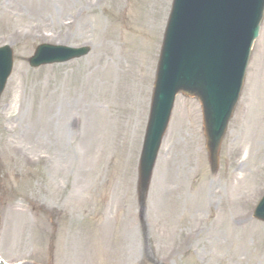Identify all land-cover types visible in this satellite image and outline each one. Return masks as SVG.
Listing matches in <instances>:
<instances>
[{
  "label": "rangeland",
  "instance_id": "1",
  "mask_svg": "<svg viewBox=\"0 0 264 264\" xmlns=\"http://www.w3.org/2000/svg\"><path fill=\"white\" fill-rule=\"evenodd\" d=\"M0 3L11 10L0 11V45L15 50L0 98L5 261L69 264L67 241L80 235L86 264H264V223L252 217L264 193V21L219 171L210 169L200 102L179 95L144 210L138 163L172 0ZM43 42L92 51L31 68ZM160 188L173 191L158 202ZM15 208L27 225L12 216ZM229 211L248 220L212 227L184 248L194 217L196 227Z\"/></svg>",
  "mask_w": 264,
  "mask_h": 264
},
{
  "label": "water",
  "instance_id": "2",
  "mask_svg": "<svg viewBox=\"0 0 264 264\" xmlns=\"http://www.w3.org/2000/svg\"><path fill=\"white\" fill-rule=\"evenodd\" d=\"M263 11L264 0H175L141 158L139 191L142 200L149 189L175 96L180 91L202 101L208 148L212 165L216 167L219 145L238 98ZM52 50L44 54L38 51L30 60L31 64L65 61L87 52V49L66 47ZM8 63L7 59L0 61L2 80L10 71ZM255 216L264 220V198Z\"/></svg>",
  "mask_w": 264,
  "mask_h": 264
},
{
  "label": "bare ground",
  "instance_id": "3",
  "mask_svg": "<svg viewBox=\"0 0 264 264\" xmlns=\"http://www.w3.org/2000/svg\"><path fill=\"white\" fill-rule=\"evenodd\" d=\"M8 8H10V5L8 7L6 3L5 4L0 3V11L1 12L5 11L6 13H11V10ZM5 109H7V108H5V107L0 108V113L6 112ZM8 117L11 118V116H8ZM5 127H7V126H5ZM158 174H160V171L158 172ZM172 191H173L172 189H169L168 191H164L163 189L160 188L158 190V202H160L161 195L163 197V195L169 194L167 192H172ZM208 193H209V191L205 194L204 200H206V201H208L210 199L208 197ZM219 193L220 192H219L218 188H216L214 190V194L219 195ZM26 214L27 213L24 211L23 208H15V211H13L12 216L14 218H16L18 223H24L25 225H27L28 220H27ZM237 219H239L238 221H246V218L244 216H239L236 219H234L231 211L228 212V218H226V220L223 218V215L221 212H215L212 215V217L209 218L207 221L202 220V221H200L199 226L194 227L195 220H199V219H197V217H194L192 219V221H190V223H189L190 231L187 233V238L189 240H197V239L201 238L202 236L207 235L208 231H210V229L212 227H217V226H220L222 224H225L229 230L234 229L235 228L234 227L235 226L234 221H236ZM67 243H68V252L70 254L69 264H86L85 263L86 254H85L84 249L82 247L83 241H82L80 235H78L73 240H68ZM188 248H189V246H188Z\"/></svg>",
  "mask_w": 264,
  "mask_h": 264
}]
</instances>
